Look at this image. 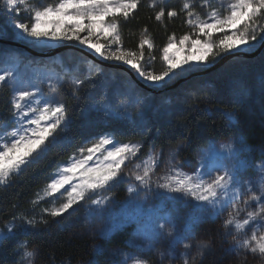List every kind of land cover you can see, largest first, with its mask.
Here are the masks:
<instances>
[{
    "label": "trees",
    "instance_id": "obj_1",
    "mask_svg": "<svg viewBox=\"0 0 264 264\" xmlns=\"http://www.w3.org/2000/svg\"><path fill=\"white\" fill-rule=\"evenodd\" d=\"M42 1L45 5L57 2ZM161 7L165 9V16L158 22L155 13ZM169 10H175L177 16L169 18ZM187 20V12L180 0H165L161 5L140 1L133 17L128 20L118 18L122 47L139 51V42L147 35L153 47L149 49L145 45L144 59L148 62L145 69L158 74L163 71L162 48L169 37L174 35L178 40L185 34H193ZM5 22V16L0 14L2 35ZM260 25H264V20L258 21V30ZM7 33L10 34L8 29ZM10 40V37L3 39ZM263 40L264 32H260L257 41H250L251 53ZM9 50L14 53L10 58L24 55L27 61L40 53L50 52L26 50L0 41V54ZM56 55L60 65L51 57L50 66L36 68L37 71L51 68L59 73V78L71 83L63 90L61 100L66 106V117L53 134L57 143L49 145L48 150L39 156L30 158L28 164L0 185V231L4 232L0 238V264H18L24 249L20 247L22 243L34 252L32 264H81L90 257L94 238L86 232L88 220L82 205H74L54 218L50 212H45L48 206H41L45 201L39 203L36 198L49 183L55 169L93 139L109 136L118 143L141 144L138 158L174 155L180 166L192 163L191 156L198 155L213 140L233 141L242 153L249 156L264 150V44L254 56L228 58L219 68L191 76L175 85L187 76L204 72L224 56L221 54L207 62L211 66L205 69L198 66L187 72L178 70L169 83L155 91L137 85L127 72L93 62L72 49ZM76 81L82 83L76 84ZM10 96L11 89L0 85V123L11 116ZM125 107L127 111H124ZM225 113H231L232 117ZM112 190L113 199L121 201L126 197V181L115 183ZM20 216L34 220L37 226L18 227L8 234L6 225L13 221V217ZM216 222L213 230L204 233L208 240L202 238L200 241L199 250H204L202 257L189 264H264V260L259 262L262 260L260 254L236 248L228 233L229 227L226 228L223 221ZM15 223L19 225L21 221L17 219ZM217 230L220 238L214 245L212 241L217 239ZM222 237H227V243ZM127 238L128 230L124 227L110 236L107 244L122 247ZM230 240L233 242L229 243ZM212 254L221 255L222 259Z\"/></svg>",
    "mask_w": 264,
    "mask_h": 264
},
{
    "label": "snow or ice",
    "instance_id": "obj_2",
    "mask_svg": "<svg viewBox=\"0 0 264 264\" xmlns=\"http://www.w3.org/2000/svg\"><path fill=\"white\" fill-rule=\"evenodd\" d=\"M139 5L140 0H57L56 3L47 6L29 7L26 0H3L0 14H3L11 26L22 35L37 40L46 38L78 41L106 60L120 61L130 65L139 77L154 86L165 82L166 78L170 79L171 75L178 74L175 71L177 69L180 72H187L201 64L210 62L222 53H228L231 50L238 51L240 46H251L250 41H257L260 32H264V25H260L258 30V21L264 20V0H235L224 12L213 11L208 18L195 20L192 18L193 13L189 10L190 5L184 3L183 9L187 11L188 16L187 23L196 30V36L194 39L189 34L181 36L178 40L179 47H177L176 37L174 35L169 37L166 46L162 48L166 67L157 74L146 70L142 63L145 45L149 49L153 47L147 35L140 40L139 51L126 50L122 47L123 41L118 18L130 19L134 16ZM21 7L29 14L30 23L16 18L21 14ZM164 16L165 9L161 7L156 11L155 19L159 22ZM167 16L169 18L176 17L177 12L169 10ZM214 32H223V38L219 41L214 40ZM102 40L104 43L101 42ZM186 45H190V49L194 51L192 54L186 55L183 60L177 59L175 53L170 54L172 49H175L177 53L184 51ZM185 65L188 67H184ZM9 78H13V72L5 70L0 74V83ZM75 83L80 84L82 81ZM36 94V92L21 88L17 90L11 101L18 127L9 134L12 139L5 141L0 147V184L4 183L12 173L19 172L23 165L30 162V158L39 156L40 153L48 150L49 145L57 143L53 134L65 120L66 106L57 104L53 107L48 101H44L43 108L32 107L33 102L36 105L41 103L39 100H34ZM127 110L125 107L124 111ZM29 113L39 114L35 118L27 119L25 124V118L29 116ZM225 115L229 118L232 117L231 113H225ZM50 137L51 139H49ZM109 144H113V140L102 136L92 147L81 149V152L86 151L87 155L82 159H76L74 163L64 168L59 178L54 179L48 185L49 191L55 193L74 178L79 177V183L68 192L67 202L52 210L51 217H59L62 213L72 209L73 205L83 201L90 217H104L107 214L112 222V228H118L124 221L119 220L110 211L106 203L108 197L93 199L92 194L101 190L107 191L115 183L126 178L129 180L134 178V181L138 183L135 186H129L128 192H137L139 189L151 191L154 183L157 189H164L184 198L193 199L197 202L196 208L202 214L220 215L221 205L227 199L232 205L233 211L225 220L224 226L226 228L234 227L237 232L242 231L245 226L258 217L264 220V182L261 183L259 194L253 192L243 201L238 199L243 186L240 185L235 170L243 165L242 161L230 160L229 164L223 165L222 174L207 180L203 178L193 180L191 175L177 178L179 175L177 172V176L166 178L164 182H160V179L154 182L152 180L154 172L149 167H144L142 171L129 169L126 172L128 164L133 162L130 158L138 154L142 148L141 144L124 143L119 146L114 145L111 150H108L105 146ZM224 148L228 157L236 156V150L231 143L226 144ZM102 150L106 153L103 156L104 162L98 163L94 167H87L88 161L93 160L94 155ZM211 171H217V169H211ZM142 199L147 200V193ZM250 201L258 204V207L247 210ZM241 204L243 207L240 206ZM135 207L139 208V205ZM242 212H246V218L240 220L238 217ZM17 219L21 221L19 225L15 223ZM127 219L138 222L137 216H130ZM199 219V216L195 217L193 223L198 222ZM44 223L46 224L47 221ZM23 226L34 228L37 225L34 220L24 216L13 217V221L6 225L7 233L11 234L16 228ZM169 226L170 221L157 223L151 232L146 234L149 243L159 237L161 230L167 228L171 234ZM100 231L103 235L111 229L105 227ZM233 239L236 240V237L233 236ZM254 242L255 246H253ZM173 244H175V240ZM237 244L240 248L248 249L252 253L258 252L264 256V235L258 238L253 234L249 239L237 240ZM187 246L185 245V247ZM20 247L26 249V243H22ZM33 255V251L25 250L21 264H23L24 257ZM132 264H147V261L133 258Z\"/></svg>",
    "mask_w": 264,
    "mask_h": 264
},
{
    "label": "rangeland",
    "instance_id": "obj_3",
    "mask_svg": "<svg viewBox=\"0 0 264 264\" xmlns=\"http://www.w3.org/2000/svg\"><path fill=\"white\" fill-rule=\"evenodd\" d=\"M143 1V0H140ZM149 3L155 2L157 5H161L165 0H147ZM235 2V0H180V3L183 8L184 3L190 5L189 10L193 13V19H205L210 16L213 11L224 12L228 6ZM26 3L29 7H43L45 5L42 0H26ZM3 4V0H2ZM187 12V11H186ZM20 15L16 17L17 19L23 22H31L30 16L27 12L24 11V8L21 7ZM6 29H3V34H0L1 43H8L12 46H19L23 49H38L50 51L49 53L42 54L39 56L27 61L26 56H17L9 54H0V74L5 70H11L13 72V78L7 79L5 82L0 83L1 86L6 85L11 89L10 102L16 95L18 89H27L33 92H36L34 100H39L41 103L36 105L32 103V107L43 108V102L48 101L53 107L57 104H62L61 100L63 99L62 94L63 90L68 88L71 83L63 81L59 78V73L54 72L51 68L42 69L37 71L38 68L42 65L50 66V58L55 60L58 65H60V59L53 52L63 46H74L78 49L84 50L88 53H91L98 60L105 62L106 64L111 65H123L126 68L130 69L131 72L145 85L151 89H158L164 84L169 83L175 75H171V78H166L165 82L160 83L159 85H152L151 83L145 82L138 73L132 69L130 65L124 64L120 61L106 60L101 57L99 54L95 53L94 50L88 48L86 45H81L78 41L72 40H49L46 38H41L39 40L31 37H27L19 33L18 30H15L11 24L6 19L5 22ZM7 29L10 34L7 33ZM193 34L190 35L191 38H195L196 30L192 27ZM84 35V34H82ZM224 33H213V39L219 41L223 38ZM12 38L9 42L3 41V39ZM179 40V39H178ZM177 42V47L178 45ZM104 43V41H101ZM235 42V41H231ZM229 42V43H231ZM23 44L24 46L20 45ZM190 45L185 46V50L182 52H176L175 49H172L170 54L175 53L177 59L183 60L186 55L192 54ZM252 48L249 46H240L239 50H231L228 53H222L223 56L228 54H234L236 52L251 53ZM17 56V57H16ZM40 60L42 62H40ZM163 60V53H162ZM142 63L146 68L148 62L143 60ZM30 66V68H27ZM211 66L210 64H201L200 69H205ZM166 67V62L163 60V69ZM67 71L66 68L63 69ZM178 70H175L178 73ZM151 71V70H148ZM177 75V74H176ZM38 90V91H37ZM27 110V109H25ZM39 113L33 114L29 113V116L25 118V124L27 119L35 118ZM18 127L16 124V117L13 115V109H11V116L7 118L6 122L0 123V147H2L5 141L12 139L9 134ZM111 139L109 136H107ZM112 140V139H111ZM99 141V138L93 139L85 143L78 151L73 153L67 162L60 164L52 174V177L49 183L44 187L37 195L36 202H43L41 206H48L45 210L51 212L57 207H60L62 203L67 202L68 192L79 183V177L74 178L70 181L69 184L65 185L58 192L51 193L48 189V185L54 180L58 179L60 174H62L63 169L70 166L71 163H74L76 159H82L83 156L87 155L86 151L81 152V149H86L92 147L95 143ZM228 143H231L236 150L235 157H228L227 152L225 151L224 146ZM122 143L113 141V144L106 145L105 148L111 150L115 146H119ZM134 144V143H130ZM237 147V148H236ZM106 153L103 150L99 153H96L93 157V160L88 161L87 167H94L98 163H103V156ZM138 155V154H137ZM131 157L133 161L131 164H128V169L126 172L131 170L142 171L144 167H149L154 172L152 175V180L155 182L160 179V182H164V179L169 177L177 176L184 177L191 175L193 180L197 179H209L218 174H222L223 165L229 164L230 160L242 161L243 165L238 167L235 170V175L239 180L241 188V194L238 196V199L243 201L247 199L249 195L253 192L259 194L261 191V183L264 182V150L259 153H252L250 156L245 152H241V148L238 145H234L233 141H210L205 147H203L198 155H192V163L188 165L180 166L176 161L175 156L160 157V156H149L146 159ZM126 163H128L126 161ZM23 167V166H22ZM21 167V168H22ZM211 169H217V171H211ZM79 172V170H77ZM16 173V172H15ZM126 181V197L119 202H116L113 199V186L107 191L101 190L96 194H92V198H103L108 197L106 201L107 205L110 208V211L117 216L119 220L124 221L120 224L118 228H112V222L109 219L108 215L105 214L104 217H90L86 211V205L83 201L78 202V204L83 205L87 214V224L86 232L94 238V247L90 257L81 264H132L133 258H140L147 261V264H175L182 262L189 264L194 262L195 259L202 257L204 250H199L200 241L202 238L208 240L204 233L211 231L217 225L216 221L225 222L229 218V214L233 211L232 205L228 202L227 199L224 200L221 205L220 215H215L214 213L202 214L196 208L197 202L191 198H184L180 195L170 193L164 189H157L153 183L151 191L145 189H139L137 192H128L127 189L129 186H135L138 182L132 180L124 179ZM6 182V181H5ZM4 182V183H5ZM2 183V184H4ZM1 185V184H0ZM251 191H248V190ZM147 193V200L142 199ZM230 195L232 193L230 192ZM76 204V205H78ZM139 205V208L135 206ZM74 206V205H73ZM243 207V204L240 205ZM95 207V206H93ZM258 207V204L255 202H249L247 210H253ZM130 216H137L138 222L127 219ZM199 216L200 219L198 222L193 223V219ZM219 217V218H218ZM246 218V212L240 213L238 219L243 220ZM164 221H170V231L169 229L161 230L159 237L154 241L149 243L147 235L155 227L157 223H162ZM195 225H197L195 227ZM109 228L111 231H108L106 234H101V229ZM127 227L128 238L124 242L122 247H110L107 244V239L116 233L121 228ZM195 227V230H194ZM219 230L215 231L217 235L216 241H212L214 245L217 244L220 236L218 235ZM228 233L236 237L235 247L238 248L237 240L249 239L253 234L258 238L264 235V220H261L259 217L255 221H251L245 228L237 232L234 227H229ZM4 232L0 231V238L3 237ZM219 236V237H218ZM227 243V237H222ZM175 240V244L173 241ZM233 240H230L229 243H232ZM185 245H188L185 247ZM255 246V242L253 243ZM201 247V246H200ZM29 249H23L21 254V259L18 264H21L23 252ZM248 250V249H246ZM250 251V250H248ZM258 253V252H257ZM230 252L225 255L228 256ZM253 254V253H252ZM259 254V253H258ZM213 256H218L214 255ZM233 255H236V252L233 251ZM261 256V255H260ZM235 257V256H234ZM232 258V257H230ZM236 259L240 258L235 257ZM32 257H24L23 264H32ZM217 259H222V256L219 255ZM260 259V258H259ZM262 262L264 256H261Z\"/></svg>",
    "mask_w": 264,
    "mask_h": 264
},
{
    "label": "water",
    "instance_id": "obj_4",
    "mask_svg": "<svg viewBox=\"0 0 264 264\" xmlns=\"http://www.w3.org/2000/svg\"><path fill=\"white\" fill-rule=\"evenodd\" d=\"M263 44H264V40L261 42V44H260V46L257 48V50H255L254 52L249 53V54L244 53V52H236V53H234V54H228V55L224 56L223 58H221L217 63H215L213 66H211L210 68H208V69L205 70L204 72H199V73H195V74H192V75H190V76H187L186 78H183V79L179 80L178 82H176L175 85H177L178 83L184 81L185 79H187V78H189V77H191V76L200 75V74H202V73H207L208 71H213V70L219 68V67L224 63V61H226L228 58H231V57H234V56H244V57H248V56L251 57V56H254V55H256V54L260 51V49H261V47L263 46ZM66 49H72V50H74V51H76V52L82 54V55L85 56L86 58L92 60L93 62H97V63L103 64V65H106V66H108V67H113V68H117V69L123 70V71L127 72V74H129V76L132 78V80H134L135 83H136L137 85L141 86L143 89H148L149 91H155V89H151V88H149L147 85H145L143 82H141V81H140V80H139V79H138V78H137V77L131 72V70L128 69V68H126L125 66H123V65H118V64H116V65L106 64L105 62H102V61L98 60V59H97L95 56H93L91 53H88V52H86V51H84V50L78 49V48H76V47H74V46H63V47H60V48L56 49L53 53H54V54H57V53H59L60 51H62V50H66Z\"/></svg>",
    "mask_w": 264,
    "mask_h": 264
},
{
    "label": "bare ground",
    "instance_id": "obj_5",
    "mask_svg": "<svg viewBox=\"0 0 264 264\" xmlns=\"http://www.w3.org/2000/svg\"><path fill=\"white\" fill-rule=\"evenodd\" d=\"M4 54H9V55H12V54H14V53H13V51L9 50V51H7V52H6V53H4Z\"/></svg>",
    "mask_w": 264,
    "mask_h": 264
}]
</instances>
